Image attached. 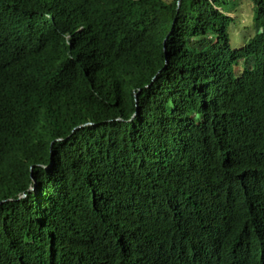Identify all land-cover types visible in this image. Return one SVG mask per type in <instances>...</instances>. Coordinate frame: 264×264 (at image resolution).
<instances>
[{
    "label": "trees",
    "instance_id": "16d2710c",
    "mask_svg": "<svg viewBox=\"0 0 264 264\" xmlns=\"http://www.w3.org/2000/svg\"><path fill=\"white\" fill-rule=\"evenodd\" d=\"M239 1L0 0V264H264V0L232 46Z\"/></svg>",
    "mask_w": 264,
    "mask_h": 264
},
{
    "label": "rangeland",
    "instance_id": "374dc122",
    "mask_svg": "<svg viewBox=\"0 0 264 264\" xmlns=\"http://www.w3.org/2000/svg\"><path fill=\"white\" fill-rule=\"evenodd\" d=\"M237 7H240V13H236V18L232 27L228 28V39L229 43L232 46L237 45L240 40L244 37V32H247L251 29V17H252V9H248L247 4H245V0L240 4H237ZM250 10V12H249ZM249 14V15H248ZM228 16H233V13H227Z\"/></svg>",
    "mask_w": 264,
    "mask_h": 264
}]
</instances>
